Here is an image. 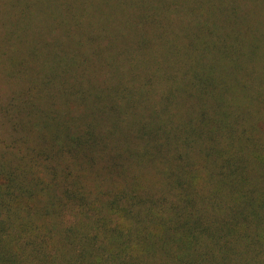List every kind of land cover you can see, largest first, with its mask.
<instances>
[{"label":"trees","instance_id":"1","mask_svg":"<svg viewBox=\"0 0 264 264\" xmlns=\"http://www.w3.org/2000/svg\"><path fill=\"white\" fill-rule=\"evenodd\" d=\"M140 2L11 0L0 264H264V0Z\"/></svg>","mask_w":264,"mask_h":264},{"label":"rangeland","instance_id":"2","mask_svg":"<svg viewBox=\"0 0 264 264\" xmlns=\"http://www.w3.org/2000/svg\"><path fill=\"white\" fill-rule=\"evenodd\" d=\"M35 8L39 11V8L42 7V9H49L52 6L59 5L61 6L63 3L67 4L68 1H71L73 4H81L88 5V7L93 8L96 10V12L101 11V8H109L111 9V23L113 22V25H118L120 27V8L123 7H139L141 4H144L140 2L141 0H29ZM186 1V2H184ZM200 0H183L182 5H189V4H197ZM11 0H0V24H3L5 21H7L8 18V10L10 6ZM145 5V4H144ZM36 10V12H37ZM37 14V15H36ZM35 14L36 17H39V12ZM110 23V24H111ZM1 43V40H0ZM4 50L5 47L1 46ZM1 51V50H0ZM0 61L2 63L5 62L4 58L0 56ZM0 101L6 99L7 97V87L4 83V81L0 80ZM3 133V131H2ZM5 134V130H4Z\"/></svg>","mask_w":264,"mask_h":264}]
</instances>
